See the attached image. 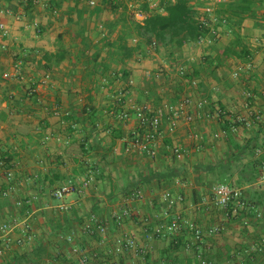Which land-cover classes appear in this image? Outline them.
<instances>
[{
	"label": "crops",
	"instance_id": "obj_1",
	"mask_svg": "<svg viewBox=\"0 0 264 264\" xmlns=\"http://www.w3.org/2000/svg\"><path fill=\"white\" fill-rule=\"evenodd\" d=\"M228 1L235 0H190L200 9L211 4L214 12L219 3ZM254 3L251 15L231 16L234 21L231 28L217 25L215 35L203 36L201 42L186 43L173 50L170 56L160 45H144L132 57L120 62L106 55L114 48L113 41L120 23L107 39L101 36L100 22H108L117 16L106 5L102 4L96 14L91 12L92 6L87 0H39L37 3L32 0H0V20L10 27L9 35L0 36V43H6L5 47L0 46V157L5 160V165L0 167V221L25 219L32 230L30 239H24L22 244L13 241L2 251L0 264H16V256L29 254L38 241L48 245L52 254H60L65 264H77L74 247L96 250L101 257L106 244L86 235L81 228L91 212L109 224L110 238L121 232L131 233L137 244L145 248L144 255L131 249L123 255L111 257L107 263H128L125 257L135 255L146 263L152 261L151 264L170 260L186 262L189 259L195 264L196 246L207 251L202 254L209 263L217 255L216 248L207 244L211 237H226V242L237 243V248L244 251V244L249 240L264 242V234L258 231L264 218L247 226L240 223L228 226L234 221L227 220L223 212L207 200L209 187L206 188L200 180L204 174L193 169L198 161H215L230 156L229 134L234 141L243 144L257 134L256 125L261 123V130L264 126V93L261 92L264 87V48L261 44L264 0H255ZM97 4L100 5L101 0H97ZM33 21L38 24L36 30L25 26ZM232 29L246 44L249 52L246 58L226 53L234 39ZM136 41L135 36L128 38L129 44ZM59 46L64 58L57 64L53 60L45 61L44 53L55 52ZM235 48L240 50L241 47ZM96 52L99 54L94 61L92 57ZM179 58L181 60L177 62ZM16 60H20L24 79L4 78L3 71L13 72ZM96 62L98 66H95ZM179 62L186 68L183 76L174 71ZM248 63L251 68L244 70ZM43 65L48 68L44 69ZM121 68L128 72L126 80L120 78ZM234 70H239L238 76L233 75ZM46 74L47 79L44 78ZM122 87L128 90L126 103L118 105L115 94ZM30 88L34 91L30 92ZM248 91L252 93L251 97H246ZM185 94H190L193 102L204 99L208 104L197 109L198 114L191 123L181 119L172 134L158 140L155 157L123 152L125 139L135 122L131 118L120 122L110 111L118 112L142 102L153 107L163 106L174 103ZM250 110L261 114L258 123L252 122L249 126L240 123L231 131L223 127L222 118L228 120L242 116L250 119ZM190 111H196L194 104H191ZM69 112L85 117V123L67 119L65 116ZM90 116L96 126L92 130L88 125ZM116 128L122 135L112 139L109 132ZM259 137L264 139V134ZM176 141L186 148L177 159L170 151V145ZM167 164L180 166L183 169L181 177L167 185L162 182L157 185L154 180L148 185L138 184L136 188L142 190L143 197H131L130 188L134 186L128 184ZM6 168L12 170L11 178L6 177ZM89 174L93 180L82 196L73 193L65 197L66 204L75 208L81 218L80 222L75 219L66 228L73 232V239L67 241L62 235L51 234L47 218L50 213L62 214L59 210H63L52 199V189L64 181ZM163 188L183 195L184 200L174 208L185 217L203 226L224 222L225 229L220 235L205 236L202 242L205 244L197 243L185 231L147 239L144 229L169 220V216L163 215L164 204L159 194ZM4 190L8 193L3 194ZM259 192L263 191L252 187L246 194L252 201H257ZM18 196L22 198L16 201ZM23 198L25 203L18 205ZM121 208H129L132 215L116 223L111 218L112 212ZM144 217H147V223H144ZM21 234L20 226L11 231L13 239ZM206 245L208 249H205ZM223 248L221 258L228 261L233 256L232 250L228 251V245ZM249 253H244L247 262L252 256ZM50 263L46 260L44 264Z\"/></svg>",
	"mask_w": 264,
	"mask_h": 264
},
{
	"label": "built area",
	"instance_id": "obj_2",
	"mask_svg": "<svg viewBox=\"0 0 264 264\" xmlns=\"http://www.w3.org/2000/svg\"><path fill=\"white\" fill-rule=\"evenodd\" d=\"M32 1L37 3L39 0ZM87 2L88 5L94 6L97 3V0H87ZM155 4L156 2L152 0L151 5L154 6ZM53 11H55V9ZM203 11L206 13V16L202 20L209 26L210 33L215 35L217 29L214 26V22L217 20L214 14V7L211 4H205ZM134 16L138 20L143 18V15L138 11L134 12ZM221 21L224 22L225 18H222ZM27 25L36 30L38 24L36 21H33L25 24V26ZM9 33V25L0 20V36L4 38L9 35ZM203 40L204 37H200L196 41L201 42ZM261 44L264 48V32L262 34ZM151 45L155 46V42H152ZM0 46L5 47L6 43L1 41ZM180 60L181 59L179 58V60L176 61L178 62ZM20 65V60H16L14 71L11 72L5 70L3 71L2 76L4 78L15 76V78L23 80L24 75L20 71ZM244 68V70H249L251 68L250 63ZM174 71L179 76H183L186 73V68L179 62L175 66ZM148 74L152 73L148 72ZM233 75L238 76L239 70H234ZM47 77V74L44 75L45 79H47ZM33 91L34 88H30V92ZM127 91V88H120L117 90L115 98L119 105H124L126 103ZM261 92L264 93V87L261 89ZM251 96L252 93L250 91L246 92V97ZM191 104L195 105V112L190 111ZM206 104L208 103L204 99L193 102L190 94H185L171 104L167 103L163 106L153 107L148 102H142L137 105L132 104L128 109H121L118 112L110 111V113H112L120 122H127L130 118L135 122V125L130 129L129 134L125 139L123 152L128 155H145L153 158L157 154L156 146L158 140H161L168 134H172L181 119L185 120V122L191 123L195 114H198L197 109ZM249 115L251 120L242 116H236L232 118V121L249 126L252 122H258L261 119V114L258 111L250 110ZM214 136H217V134L215 133ZM170 151L171 155L177 159L186 152V148L181 142L176 141L170 145ZM262 151L263 149L259 147L256 150V154H260ZM4 165L5 160L0 157V167H3ZM5 175L7 178H11L12 170L6 168ZM92 180L93 176L89 174L86 177L77 180H67L55 186L52 189L51 194L56 200H58V207L64 209L68 206L65 202V197L69 194L75 193L77 196H82ZM250 185L264 191V162L259 165L258 174L255 180L247 186ZM247 186L237 187L228 183H216L209 188L207 200H209L213 206L220 209L227 220H236L242 226H247L252 221L258 222L264 218V210L247 196L245 191ZM7 193V190L3 191V194ZM159 194L161 201L164 204L163 215L169 216V220L166 223L156 224L154 228L144 229L145 237L147 239L155 237L156 235L177 234L185 231L200 244L203 242L205 236L220 235L225 229L224 222L217 221L203 226L198 224L195 220L185 217L179 210H175L174 207L176 204L184 200L181 193H174L170 188H163ZM131 197L136 199L142 198V190L140 188H135L131 192ZM204 201H206L205 198ZM17 203L21 204V201H18ZM131 215L132 211L129 208H121L112 212V218L117 223H121L126 217H130ZM143 220L144 223H147L148 221L147 217H144ZM16 226H20L22 234L13 239L11 231ZM81 228L83 232L92 233L95 231L99 236V242L106 244L101 255L102 259L105 261L109 262L111 257L123 255V253L130 251L131 249H135L141 255H144L145 253L143 245H138L134 235L131 233L121 232L117 233L113 238H110L109 224L105 220H102L95 212H91L87 215ZM73 236V232H68L64 238L67 241H70L73 239ZM30 238L31 230L30 224L27 220L13 219L11 221H0V239L2 240V244H0V254L13 241L22 244L24 239ZM196 247L197 260H200L201 263H205V256L202 254V251L200 250L201 248H198V246ZM205 249H208V245H206ZM73 250L77 253V264H92L99 257L96 250H90L88 248L79 249L77 247H74Z\"/></svg>",
	"mask_w": 264,
	"mask_h": 264
},
{
	"label": "trees",
	"instance_id": "obj_3",
	"mask_svg": "<svg viewBox=\"0 0 264 264\" xmlns=\"http://www.w3.org/2000/svg\"><path fill=\"white\" fill-rule=\"evenodd\" d=\"M151 1L152 0H101L100 5L96 3L92 6V13L97 14L102 9L101 5L103 4L104 6L106 5L107 9L113 13V15L117 14L115 19H111L105 23L100 22V31L103 38L107 39L120 23V28L113 41L114 48L111 52L109 51L106 54L109 59L113 58L116 61L123 62L125 59L132 57L137 49L144 45H151L152 42H155V46L160 45L164 47L166 53L170 56L173 50L182 47L184 44L212 34L209 31V26L202 20L206 16V13L203 11L204 6L200 9L195 4H192L190 0H154L156 4L152 6ZM254 2L255 0H235L219 3L218 10L214 12L217 20L214 22V26L226 25L231 28L234 22L231 16L236 15L237 18H240L243 15H251L254 11ZM135 11L143 15L141 20L135 18ZM222 18H225L224 22L221 21ZM232 33L234 34V39L230 42V46H228L226 53L246 58V56L249 55L246 44L242 42L239 34L235 30H233ZM133 36L137 38V41L134 44H129L128 38ZM237 46L241 47L240 50H236L235 47ZM98 54L99 52H96L93 55L92 58L94 61L97 60ZM43 56L45 61L53 60V63L57 64L64 58V52L62 47L59 46L55 52H45ZM96 63L95 66H98V62ZM43 67L44 69L48 68L46 65H43ZM102 69L104 70L105 68L103 67ZM120 73V78L126 80L128 72L124 68H121ZM115 102H117V100ZM65 117L76 122L81 120L83 124L85 123V117L82 118V116H79L77 113L69 112ZM90 118L91 116L88 119ZM89 123L90 130L96 127L94 120L90 119ZM221 123L228 131H231L232 127L236 128L238 125H241L240 123L233 122L232 119L224 120L223 118ZM260 127L261 123L256 125L257 134L246 139L243 144L234 141L231 134H229L230 149L232 150L230 156L215 161H198L194 164L193 169L198 173L204 174L200 176V180L206 188H210L216 183H228L233 186L244 187L255 180L259 165L264 162V139L259 137L260 134H264V126H262V130ZM109 135L113 139L122 135V132L119 128H116L110 131ZM258 138H261L260 144H258ZM259 147L263 149V151L260 154H256V150ZM236 161L242 162H240V171L235 173L232 167ZM182 172L183 169L180 166H170L168 164L160 165L158 170L142 175L138 179L139 181L137 180L128 185L131 187L134 186L130 188L131 190L135 189L138 184L148 185L153 180L156 181L157 185H160V182H162L163 185H167L175 178L181 177ZM252 187L251 185L247 186L245 188L246 193L248 190L252 189ZM259 193L264 196V191ZM51 197L53 200L57 201L58 204V200H56L52 194ZM254 202L256 204L260 203L259 200ZM23 203H25L24 198L21 204L18 205L21 206ZM54 208L56 209V207ZM59 211H61L62 214H59V212L50 213L51 215L47 218V222L50 226V233L61 237V235L65 236L69 232L66 228L70 226L73 220L77 219L78 222H80L81 218L78 217L75 208L69 206ZM83 233L94 239L97 238L96 240L98 241L99 236L95 231L92 233ZM46 260H49L51 262L50 264H52V262L54 264H65L66 262L65 259L60 257V254H52L48 245L41 241L36 242L29 254L22 253L16 256V264H44ZM97 263L106 264L107 261L98 257L92 264ZM120 263L121 261H113L107 264ZM175 263L193 264L191 259L186 262L175 260Z\"/></svg>",
	"mask_w": 264,
	"mask_h": 264
},
{
	"label": "rangeland",
	"instance_id": "obj_4",
	"mask_svg": "<svg viewBox=\"0 0 264 264\" xmlns=\"http://www.w3.org/2000/svg\"><path fill=\"white\" fill-rule=\"evenodd\" d=\"M165 54V52H164ZM167 55V53H166ZM115 93V92H114ZM242 161H236L234 164H233V171L235 172H238L240 171V166H241V163ZM232 179V178H231ZM233 180V179H232ZM231 181V180H230ZM232 182V181H231ZM18 186H23V185H18ZM252 194V193H251ZM250 194V195H251ZM260 195V196H259ZM80 197V196H79ZM258 197L259 198V201L261 204H259L260 208H262L264 210V197L261 195V194H258ZM22 197L18 196L17 198H15V200H21ZM23 200V199H22ZM50 203V201H49ZM60 209V208H59ZM219 216H217L218 218ZM234 222H229L228 226L230 224H236V225H239V222L235 221V220H232ZM220 222V221H219ZM241 226V225H240ZM255 230V229H254ZM258 231L259 233H263L264 234V222L263 224L261 223V225L258 227ZM221 237V236H220ZM217 237V238H214L211 237L207 244L212 248H216L215 250L217 251V255H215L214 258L210 259V262L208 263L207 261V257H205V263H201L200 260H197L195 264H264V242H252L251 240H249L248 242H245L244 244V247H245V251L243 249H240V248H237V243H228V240L227 242L225 241V238L222 239L223 237ZM213 246H212V244ZM202 244H205L202 243ZM227 244L228 245V251L233 253V256L229 257L228 258V261L226 259H223L221 258V256L224 254V248L223 246H227L225 245ZM231 244H234L233 246ZM232 246V247H231ZM202 251V253L204 254H207V251H203V249L201 248L200 249ZM238 251V252H237ZM246 252H250L249 255H252L250 256V260L247 262V260H245V255L244 253ZM248 257V255H247ZM246 257V258H247ZM125 260L128 261V263H124V264H151L152 261H147V263L145 261H142V259L140 260V258H137V256H128V257H125ZM154 261V260H153ZM155 262V261H154ZM159 264H176L175 261H168V262H163V263H159Z\"/></svg>",
	"mask_w": 264,
	"mask_h": 264
}]
</instances>
